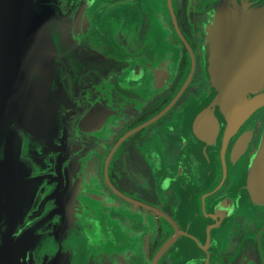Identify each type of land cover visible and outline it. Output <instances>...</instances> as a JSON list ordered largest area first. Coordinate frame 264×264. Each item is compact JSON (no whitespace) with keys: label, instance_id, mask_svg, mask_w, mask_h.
<instances>
[{"label":"flooded vegetation","instance_id":"af4514ba","mask_svg":"<svg viewBox=\"0 0 264 264\" xmlns=\"http://www.w3.org/2000/svg\"><path fill=\"white\" fill-rule=\"evenodd\" d=\"M224 2L33 0L68 70L44 152L52 179L32 205L58 221L60 205L39 203L68 185L60 242L82 237L86 264H264V204L247 188L264 105L236 121L216 105L203 114L215 95L207 27ZM30 238L8 264L38 260Z\"/></svg>","mask_w":264,"mask_h":264},{"label":"water","instance_id":"95a60500","mask_svg":"<svg viewBox=\"0 0 264 264\" xmlns=\"http://www.w3.org/2000/svg\"><path fill=\"white\" fill-rule=\"evenodd\" d=\"M207 34L215 95L203 114L216 105L236 121L264 105V0H225L212 14ZM61 46L59 31L33 0H0V264H8L25 235L31 247H40L31 264H86L82 237L60 242L72 215L64 205L68 185L55 199L46 193L39 203L60 205L58 221L32 205L38 187L53 175L43 159L62 111L54 91L55 81L68 70ZM247 188L255 203L264 204V130Z\"/></svg>","mask_w":264,"mask_h":264},{"label":"clouds","instance_id":"9594fccd","mask_svg":"<svg viewBox=\"0 0 264 264\" xmlns=\"http://www.w3.org/2000/svg\"><path fill=\"white\" fill-rule=\"evenodd\" d=\"M171 183H172L171 179H165L162 185L163 189L167 190L171 186Z\"/></svg>","mask_w":264,"mask_h":264}]
</instances>
